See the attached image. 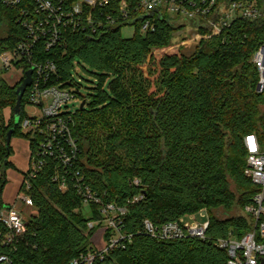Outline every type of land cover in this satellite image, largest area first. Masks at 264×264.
Segmentation results:
<instances>
[{"label":"trees","instance_id":"16d2710c","mask_svg":"<svg viewBox=\"0 0 264 264\" xmlns=\"http://www.w3.org/2000/svg\"><path fill=\"white\" fill-rule=\"evenodd\" d=\"M122 1L109 0L100 9L96 17L104 13L103 27L69 31L62 47L43 51L57 64L59 81L86 102L83 109L69 113L80 155L69 171L60 159L47 157L44 169L30 181L27 193L37 215L30 218L25 237L15 248L0 249L14 264H70L92 249L90 237L95 230L88 224L102 215L100 206L92 204L91 217L84 216L80 189L87 187L103 203L118 202L129 209L122 228L134 237L125 249L111 255L118 264H227L219 240L230 232L242 237L251 228L242 215L218 219L213 211L236 207L243 211L258 192L245 176L244 139L256 134L264 141V93L257 91L259 74L251 62L264 44V18L237 19L219 34L196 21L157 16L156 30L143 34L142 20L136 16L142 0H126L135 17L132 24H107V16L118 18ZM259 2L264 5V0ZM19 17L18 10L0 7V55L26 38ZM128 25L137 29L132 38L122 35ZM185 26L208 37L197 52L156 58L154 50L168 47L174 33ZM77 66L96 79L92 95L81 93L74 74ZM21 84H8L0 72V211L5 207L6 170L12 165L13 148L7 140L11 130L15 129L12 139L29 141L31 164L37 151L35 139L21 128L28 90L16 125ZM8 108L12 114L6 123ZM29 172L24 173L25 180ZM56 175L67 178L65 191L54 181ZM231 181L239 197L231 190ZM25 190L23 184L21 191ZM140 194L143 201L128 204ZM202 210L210 214L204 239L185 236L159 241L143 227L146 219L160 227ZM6 233L0 220V234Z\"/></svg>","mask_w":264,"mask_h":264},{"label":"built area","instance_id":"2783aa9c","mask_svg":"<svg viewBox=\"0 0 264 264\" xmlns=\"http://www.w3.org/2000/svg\"><path fill=\"white\" fill-rule=\"evenodd\" d=\"M109 0H0V7L18 10L19 23L26 32V38L19 41L12 49L0 55L2 70L14 66L23 68L24 78L33 70V83L28 89L29 95L25 116L21 122L22 132L30 135L37 143V151L31 164L25 191H21L18 202L21 205L34 207L32 197L27 193L31 189L30 181L35 179L46 166V158H58L69 171L79 159L80 149L72 135L73 115L69 104L78 99L62 81H59L58 67L47 58L44 50L50 52L62 47L67 32L80 29L103 27L104 13L96 17L100 9L105 8ZM119 16H107V24L117 26L119 23L135 21L126 0L119 5ZM100 13V12H99ZM136 16L142 20L140 32L156 30V17H170L173 20L196 21L204 24L216 33L231 27L237 19L257 21L264 18V5L259 0H234L229 3L220 0H142L136 7ZM257 68L259 79L257 91L264 93V44L252 58ZM23 78V79H24ZM29 108V109H28ZM248 152L245 176L258 189L252 202L242 211V216L250 220L251 228L242 237L230 232L228 237L218 242V247L228 255L227 264H263L264 263V141L256 134L244 139ZM54 181L65 191L68 187L65 176L56 175ZM138 186L140 181L136 180ZM84 205L100 206L102 218L88 224L90 230L102 227L105 230V244L82 253L70 264H118L110 257L113 252L125 249L131 244L133 235L122 227L129 214L128 207L118 202L103 203L100 197L89 187L80 189ZM144 200L140 194L128 204ZM204 211V210H202ZM0 220L7 228V233L0 234L1 247L15 248L25 237L29 218L14 206H5L0 211ZM210 219L204 224L188 223L184 219L166 223L157 227L151 220H144V230L159 241L175 240L185 236L205 238ZM94 245V246H93ZM0 264H14L9 254H0Z\"/></svg>","mask_w":264,"mask_h":264},{"label":"rangeland","instance_id":"374dc122","mask_svg":"<svg viewBox=\"0 0 264 264\" xmlns=\"http://www.w3.org/2000/svg\"><path fill=\"white\" fill-rule=\"evenodd\" d=\"M177 21V20H176ZM180 21V20H178ZM136 26L128 25L122 29V35L125 38H132L136 32ZM204 38V35L198 31L196 28L191 26H185L183 29L177 31L173 35L171 44L165 48H158L154 50L156 58L161 57L165 54H176L184 53L187 56L194 55L201 42L207 39ZM87 67V66H85ZM88 69V68H87ZM0 72L5 79V81L15 86L24 78L23 68L20 66H14L9 70H2V63L0 62ZM76 83L81 86V93L84 95H92L93 89L96 87L97 82L94 76L89 74L83 69V66H77L76 71H74ZM82 104L80 99L73 100L69 104V109L71 112L76 113ZM29 104L25 106V111ZM89 107L87 106L86 109ZM29 109V108H28ZM12 111L11 109H6L5 119L6 123L9 122L11 118ZM14 152L11 156L12 165L9 166L6 170L7 183L4 188L2 198L5 203L13 204L18 198V193L20 192V185L23 181L24 173L23 171L28 167L29 159V147L28 141L23 138H14L13 141ZM3 175V169L0 165V181ZM231 190L236 194L237 197L240 196L238 192L237 185L231 181L230 182ZM83 214L86 218L91 217V210L88 206L83 207ZM213 215L218 219H226L232 217H239L242 215L240 208L236 207L232 210H226L225 208H219L213 211ZM184 221L188 223L204 224L210 219V214L207 210L197 212L195 214H188L184 218ZM91 244H96L97 246H102L105 244V230L102 227H97L93 234L90 237ZM93 245V246H94Z\"/></svg>","mask_w":264,"mask_h":264},{"label":"water","instance_id":"95a60500","mask_svg":"<svg viewBox=\"0 0 264 264\" xmlns=\"http://www.w3.org/2000/svg\"><path fill=\"white\" fill-rule=\"evenodd\" d=\"M33 72H34L33 70L27 71L26 78L21 80L22 84L17 89L18 102H17L16 108H15L16 125H19L21 122L22 101H23V98H24L27 90L32 86ZM85 105H86V102L84 101L81 104V108L83 109L85 107ZM14 132H15V129H12L8 135V138H7L8 145L11 144V140H12Z\"/></svg>","mask_w":264,"mask_h":264},{"label":"crops","instance_id":"0c3cea01","mask_svg":"<svg viewBox=\"0 0 264 264\" xmlns=\"http://www.w3.org/2000/svg\"><path fill=\"white\" fill-rule=\"evenodd\" d=\"M13 141H14V138L11 140V146H12L13 152H14ZM28 147H29L28 167L23 171V173H27L30 170V167H31V149H30L29 141H28ZM10 160H11V158H10ZM24 182H25V178L23 177V181H22V183L20 185V192H21V189H22V186H23ZM20 192L18 193V197H19ZM14 205H16L19 208L20 212L23 213L29 219L32 216L37 215V210L35 209V207H28L26 205H21L18 202V198L16 199L15 203H13V204L5 203V206H14Z\"/></svg>","mask_w":264,"mask_h":264}]
</instances>
